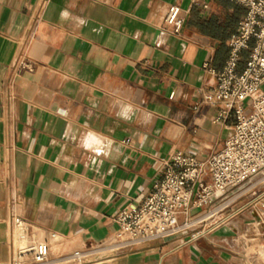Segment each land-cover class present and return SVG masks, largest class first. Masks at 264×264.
Returning <instances> with one entry per match:
<instances>
[{"label": "crops", "instance_id": "crops-1", "mask_svg": "<svg viewBox=\"0 0 264 264\" xmlns=\"http://www.w3.org/2000/svg\"><path fill=\"white\" fill-rule=\"evenodd\" d=\"M193 9L237 29L246 12L227 0H0V264L13 215L48 243V264H264L263 174L193 207L215 212L180 235L107 249L161 159L181 151L206 167L231 133L233 118L204 100L229 38L224 52L194 30Z\"/></svg>", "mask_w": 264, "mask_h": 264}, {"label": "built area", "instance_id": "built-area-1", "mask_svg": "<svg viewBox=\"0 0 264 264\" xmlns=\"http://www.w3.org/2000/svg\"><path fill=\"white\" fill-rule=\"evenodd\" d=\"M227 1L246 12L236 34L226 42L224 65L211 71L214 87L204 97L207 103L220 106L217 120L233 118L224 148L208 160L206 167L181 151L161 159L162 168L150 193L139 204L125 207L114 216L119 230L107 247L110 251L190 230L215 212L208 207L206 213L193 217V207L210 206L226 192L264 173V0ZM165 23L175 35L180 34L184 17L177 5L169 7ZM206 177H210V183ZM262 225L264 228V216ZM11 242L9 264H48V243L35 239L17 215L11 217ZM83 256L79 251L72 254L76 261Z\"/></svg>", "mask_w": 264, "mask_h": 264}, {"label": "trees", "instance_id": "trees-1", "mask_svg": "<svg viewBox=\"0 0 264 264\" xmlns=\"http://www.w3.org/2000/svg\"><path fill=\"white\" fill-rule=\"evenodd\" d=\"M236 13L238 16L243 14L239 8L235 9V15ZM192 14L193 18L188 22L189 25L199 33L210 36L221 42L224 52H226L224 42L227 38H230L232 35L236 34L238 18H235L234 16L233 18L230 17L225 18L224 20H219L218 17L212 16L208 20L204 21L198 17V11L196 9H193Z\"/></svg>", "mask_w": 264, "mask_h": 264}, {"label": "rangeland", "instance_id": "rangeland-1", "mask_svg": "<svg viewBox=\"0 0 264 264\" xmlns=\"http://www.w3.org/2000/svg\"><path fill=\"white\" fill-rule=\"evenodd\" d=\"M263 175H264V173H263Z\"/></svg>", "mask_w": 264, "mask_h": 264}]
</instances>
